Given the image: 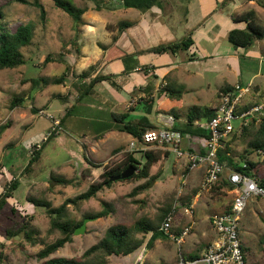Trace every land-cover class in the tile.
I'll use <instances>...</instances> for the list:
<instances>
[{
    "label": "rangeland",
    "instance_id": "obj_1",
    "mask_svg": "<svg viewBox=\"0 0 264 264\" xmlns=\"http://www.w3.org/2000/svg\"><path fill=\"white\" fill-rule=\"evenodd\" d=\"M33 1L0 0V12L2 13V16H0V28L6 27L8 30L14 31L18 25L26 22H30L33 25L31 42L20 48L26 60L25 63L13 68H0V121L9 122V127L6 128L0 137V163L4 167L0 168V187L3 188V185L11 178H18L19 184L13 191V201L23 206H18L19 209H17L16 217L14 218L21 222V215H32V223L40 230L41 236L53 239L57 233L45 234L49 227V217L45 208L43 206L34 208L32 204H27L26 196L28 192L30 191L35 197H41L43 194L40 191L45 190L48 186V181L52 174L73 178L78 176L80 178L77 164L81 162L83 166L87 167L91 165V161L106 158L109 148L114 146V143L109 140L107 143L97 144L98 146L94 153L90 152L89 149L82 151L77 142L82 136L79 124H82L84 119L96 117L93 114H84L78 109H74L70 113L67 118H70L71 122L69 124L65 123L58 134H53L49 139L42 140V136L51 123L48 115L54 117L63 116L65 108L69 104V102H63L57 97V92L63 91L61 90V85L52 84L50 80L59 76L65 70L66 64L73 69L71 64L80 57L81 46L85 42L91 41V44H97L108 60L116 57L119 52L126 51L130 38L120 36L118 43L111 42V38L117 34L119 21H137L141 11L135 8H124L117 2H110L107 6L96 9L95 4L91 1L73 0L77 6H87V10L82 14L84 24L77 26L67 12L55 6L53 0H38L43 6V14L33 4ZM241 3L243 4V2ZM203 4L208 5V0H203ZM213 4L209 6H213ZM228 4L224 3L223 0L216 2L219 8L221 6L227 7ZM195 5V0H160L159 5L155 6L163 11L171 8H182L183 10L188 6H194V12L198 13ZM232 8L233 6L229 4L228 9ZM245 8H247L245 5L240 7L242 10ZM259 17V22L264 24V10H262ZM242 23L239 22L237 25H242ZM150 42L153 44L160 43V41L153 38L150 39ZM227 44H229L228 40L223 42L222 45L221 41L219 42L222 47ZM214 48L212 45L202 44L195 47V49L193 48V50H182L180 53L187 55L194 52L199 55L198 53L201 50L212 53ZM48 55L49 60L43 64L44 58ZM170 55L171 53L165 52L161 57H163L162 59H169ZM236 57L239 62L238 65L241 67L248 63L249 60H255L244 53H236ZM202 63L204 64V62H193L188 67L192 70H197L199 67L205 68ZM206 63L207 66H210L208 60H206ZM232 63L235 64L237 62L232 61ZM249 64L253 67L255 66V69L262 64L264 71V62L261 63L260 60L257 61V64L254 61H249ZM37 77L45 78L49 83L45 84L38 80V83L34 84L30 78ZM206 77L207 79L203 82L197 76L192 78V81L187 84V86L190 85V88L186 87V90L183 84L176 87H183L179 88L183 89V96L180 100L182 103L178 106L183 108L176 110L181 116L185 115L191 106L210 107L213 104L216 86L212 80V74H206ZM206 82L209 83V88L203 87ZM159 84H164L163 80H160ZM14 96L22 98V101L20 105L11 107L10 101ZM83 99L84 102L92 103V96L84 95ZM30 105L32 106L30 107ZM40 111L42 112L40 113ZM171 111L173 110L166 112L171 113ZM137 112L138 110H134L135 114ZM98 118L107 120L105 117ZM109 120H111L110 117H108L107 121ZM112 121L118 123L115 120ZM28 139L32 144L36 143L33 141L34 139L38 140V146L43 143V147L29 166V170L25 171L24 167L34 156L31 151L32 145L28 142ZM137 156L139 155L137 154ZM162 159L160 163L154 164L150 170L151 174H157L158 177L150 187L143 191L135 194L130 193L142 180L133 182L118 181L113 182L110 187L99 190L96 196L80 201L78 206L69 204L66 208V213L68 216L76 218L85 213L100 211L104 206L113 210L99 218L88 217L91 219L86 221L84 232L79 234L72 233L71 241L66 242L50 256H78L89 245L97 241L109 225L115 222H131L139 215H145L152 222L160 224L161 221L157 220V216L168 204L172 210L177 203L185 200V196L182 197L180 193L182 187L181 174L184 171L180 169L177 173L174 170L173 162L176 159V155L171 152L167 159ZM256 159L261 160V164L258 166V177L259 175L264 177V153L263 156H259ZM99 173L100 170H96L95 174L85 178L82 177L77 185L64 186L55 182L51 183L49 184V189L45 191V197L50 200L52 206L56 207L66 198H72L84 191L91 181L99 178ZM214 193H218V191ZM104 203L106 204L104 205ZM9 204L0 213V242L4 243L3 252L8 255L6 264H37L39 260L34 254L41 247L40 245L32 246L22 236L6 239L2 234L11 223L9 209L12 203ZM175 214L176 211L174 216ZM179 215L181 213L176 217L173 216L169 229L172 235H176V231L181 230L183 225L189 224V222L184 223V220L191 221L195 218L181 217L182 215ZM250 215L256 217H245ZM207 222L211 224L209 219ZM203 224H205L203 217H198V222L194 229L190 228V235H187L186 239L188 240L189 236L198 239L199 235L197 233H199ZM239 224L240 237L249 264H264V199L257 201L253 198L249 199ZM138 235L140 236V234ZM149 236L150 233L145 236L143 246L134 253L127 256H110L107 264H136L137 262L139 264H173L178 259L180 252L187 257L188 254L183 253L182 246H179L180 244L177 243L176 239L170 235L154 240L148 247L145 243ZM199 245L202 247L204 242Z\"/></svg>",
    "mask_w": 264,
    "mask_h": 264
},
{
    "label": "crops",
    "instance_id": "obj_2",
    "mask_svg": "<svg viewBox=\"0 0 264 264\" xmlns=\"http://www.w3.org/2000/svg\"><path fill=\"white\" fill-rule=\"evenodd\" d=\"M208 2L209 4L205 5L203 4V0H195L198 13L194 12V6H188L183 10L182 8H171L167 11H163L161 8L158 9L156 8L157 6H152L145 11H141V15L137 21L130 20L132 24L122 32L121 37L130 38L129 45L127 46L128 48H126L124 52H132L135 49H145L159 44L150 42L152 38L160 41V43H164L178 40L190 33L194 43L189 50H193V48L195 49V47L202 44L212 45L215 47L212 53L201 50V52L198 53L199 55H196L194 52L193 54L184 55L179 51L171 54L169 59H162L163 57L161 56L163 53L151 54L146 52L138 54L135 57L137 66L134 65L135 67L129 73H123L124 64L122 60L118 58L122 52H119L116 57L108 60L97 44H91V41L82 44L80 57L71 64L73 65V69H75L74 71L80 73L90 65H94L92 75L99 71L105 74H113L114 76L112 78L118 83L117 86L111 84L108 80H102L96 83L93 87V92L87 94L92 96V103L84 102V96L76 100L77 92L71 84L70 77H67L63 83H60L61 90L63 91L57 92V97L63 102H69L63 116L56 117L59 119L63 118V122L61 123L62 126H64L65 123L69 124L71 122V119L67 117L70 116V113L73 112L74 109H78L80 112L87 115L93 114L96 117L84 119L82 124H79L82 136L80 139L76 140L79 143L80 149L82 151L89 149L90 152L94 153L98 146L97 144L107 143L109 140L114 143V146L109 148L106 158L91 162L104 164L112 157L118 158L121 156L122 149L134 139L130 133L118 130L117 126L119 123L112 121L114 120V113H127L128 118H138L147 115L152 122L160 125L158 120L160 112L169 110L176 111L183 108L178 107L182 103L180 100L183 94L179 97L180 99H175L176 97L170 96V90H165L159 94L157 93L159 89H161V84H159L160 80H163L164 83H168L170 88H176L178 85L182 86L183 84L186 90V87L190 88V85L187 86V84L192 81V78L197 76L199 80L203 82L207 79L206 74H212V80L216 86L213 104L210 106L213 109H215L218 103V90L225 86H232L235 83H251L253 85L251 101H264V71L262 69V64L257 69H255V66L253 67L249 64V61H254L256 64L258 60H260L261 63L264 62V39L256 40L253 45L248 48L235 49L229 42V44L224 47L219 45L220 41L221 45L223 42L227 41V33L230 29L234 27L242 28L245 26L244 22L242 25H237L239 22H234L231 15L241 13L248 9H254L260 21L259 15L262 10H264L263 7L258 5L255 0H232L228 2L230 6H233L232 9H228L229 4L227 7L221 6V8H219L216 5L218 0H208ZM241 2H243V4ZM212 4L213 6H209ZM242 5H245L247 8L244 10L240 9ZM236 53H244L247 56L253 57L255 60H249L248 63L241 67L238 65L239 62ZM206 60L210 62V66H207ZM232 61L237 62L235 63L237 65L235 66ZM193 62H204V64H202L205 68L199 67L197 70H192L188 65ZM142 65H152V69L148 71L139 70V67ZM203 87L209 88V83L206 82ZM31 106L32 105H30V107ZM68 108L70 111L67 112ZM134 110H138V112L135 114ZM184 116L185 115L180 116L179 121L184 120ZM98 117H105L107 120L108 117H110L111 120L105 121ZM177 122L178 120H176V123ZM239 128V123H235L234 130L238 131ZM30 139H32V137H30ZM42 140H45L43 136ZM33 141L36 143L39 142L35 139ZM28 142H30L29 139ZM204 144L205 140L203 137L187 135L183 137L181 146L183 149L192 152H203ZM31 145L33 144L31 143ZM37 145L39 144L37 143ZM230 145L232 146L234 157H239L238 154L243 151L242 145H237L234 142ZM42 147L43 143L40 145L39 150H41ZM118 147L122 149L114 154V151L118 149ZM169 152L171 154V151ZM250 157L257 158L255 154H252ZM162 160L163 159L159 160L157 163H160ZM186 161L185 158L176 157L173 162L175 167L174 170L177 173L180 169L184 171V173L181 174L182 187L180 193L182 197L185 196V200L177 203L174 217L180 213L182 216H179L181 217H195L191 221L184 220V223L189 222L190 228L193 229L198 222V217H203V220H205V224L202 225L199 233L195 232L199 235L198 239L189 236L187 240L186 236L190 235L188 232L179 242V246H182L181 248L184 254L198 253L199 256L204 248L208 244L214 242L218 236L212 224H209L207 220L209 219L210 221V217L213 215L226 212L230 208L234 190L231 185V187L225 186L221 188V192L218 193L203 191L200 188V184L204 177L206 167L202 165L188 170L186 168ZM77 165L79 166V173L81 172V168L87 167L92 168L91 174H95L96 170L102 171V166L95 168L90 165L85 167L81 162ZM229 173L230 171L228 169H224L223 174L225 177L228 176ZM1 191L2 188L0 187V192ZM253 199L257 201L264 199V197H253ZM9 202L12 203L11 200H9ZM185 207H190L192 213L189 214L185 212ZM245 217L256 216L250 215ZM183 228L184 225L181 230L176 231L177 236L180 235ZM197 242L199 243L197 244ZM201 242H204L202 247L199 245Z\"/></svg>",
    "mask_w": 264,
    "mask_h": 264
},
{
    "label": "trees",
    "instance_id": "obj_3",
    "mask_svg": "<svg viewBox=\"0 0 264 264\" xmlns=\"http://www.w3.org/2000/svg\"><path fill=\"white\" fill-rule=\"evenodd\" d=\"M95 4L96 9H100L107 4L117 2L124 8H135L140 11H145L152 6L159 5L160 0H88ZM232 0H223L224 3H228ZM55 6L63 9L67 12L74 20L77 26L84 24L82 14L87 10V6H77L73 0H53ZM255 2L264 8V0H255ZM33 4L37 6L41 13H44L42 4L38 0H34ZM112 5V4H111ZM110 5V6H111ZM0 16L2 13L0 12ZM234 22H244L245 26L234 27L227 33V40L231 45L237 48H248L253 45L256 40L264 39V24L260 23L254 9H248L238 14L231 15ZM132 24L127 20H121L117 24V34L113 35L112 42L115 43L119 40L122 32ZM33 36V25L30 22L20 24L14 31L8 30L6 27L0 28V68H13L25 63L24 55L21 51V46L27 45L31 42ZM194 41L191 34L185 35L184 37L169 42L159 43L145 49H135L132 52H122L119 55V59L124 64L123 73H129L136 65L137 62L135 57L142 53L151 54H162V53H177L182 50H187L193 45ZM49 60V55L43 60V64ZM152 69V65H142L139 70L148 71ZM94 65H90L87 69L76 73L68 64L65 66V70L57 77L50 80L53 84H60L70 77L71 84L77 92L76 100L81 99L84 95L91 94L93 87L96 83L102 80H108L111 84L117 86L118 83L112 78L113 74H105L101 71L95 72ZM34 84L41 80L43 83H49L45 78L37 77L30 78ZM163 88V89H162ZM180 88V87H179ZM170 88L168 83L161 85V89L157 92L158 94L170 90V96L176 98L181 97L183 89ZM231 86H225L218 90L217 95L221 90L229 89ZM22 98L14 96L10 101V106L14 107L20 105ZM152 105V103H151ZM150 105V107H151ZM70 111L68 108L67 112ZM172 114L178 120L175 123V128L178 129L183 137L189 136H200L206 138L209 136V130L206 128V123L215 115V109L209 106L199 107L197 105L191 106L185 113V118L179 121L180 113L177 111H171ZM113 118L119 123L118 130L130 133L138 142L141 141L142 133L149 129L158 127V125L152 122L147 115H143L138 118H128L127 113H114ZM63 122V118L60 119ZM9 127V122L0 121V137ZM46 140V139H45ZM237 141V142H236ZM236 142L237 145H242L243 151L239 153V157L235 158L233 155V149L230 144ZM239 142V143H238ZM40 146L34 143L31 146V151L34 156L28 161L24 170H29V166L33 160L39 155ZM122 148L118 147L114 151V154L119 152ZM264 153V121L259 125L251 122L245 126H242L237 130H233L231 134L223 138L217 148L218 161L224 165V169L232 171H241L250 176H254L258 179L259 183L264 186V177H258V166L261 164L260 159L250 157L255 154L257 157ZM137 154L139 156H137ZM170 154L169 151L147 150L144 152L140 151H124L118 158H112L106 163H93L92 167L102 166V171L99 173V178L89 183L88 187L77 194L74 197L66 198L61 204L54 207L52 206L49 199L45 197L46 190L49 189V184L57 183L60 185H77L80 179L91 175V167L83 168L80 172V178L77 176L64 177L61 175L52 174L48 181V186L45 190H41L42 196L35 197L30 191L26 196V203L32 204L35 207L43 206L49 217V227L46 230V235L51 233H57L53 239L41 236L40 230L32 223V215H21L22 221L18 222L14 217L19 207L17 202L13 201V191L19 184V180L16 177L11 178L7 181L0 192V213L6 205H10L9 200L12 201L10 207L11 223L5 228L2 233L6 239L12 237L22 236L24 240L34 246L36 244L41 247L35 252L34 256L39 260L37 264H107L110 256L113 255H130L134 253L138 248L143 246L145 236L150 233L145 245L150 246L154 240L158 238H165L168 235L160 230V224L166 214L171 210L168 204L162 212L157 216V220L160 222L154 223L145 215L136 216L131 222H115L109 225L104 234L94 243L89 245L80 255L78 256H50L66 242L71 241L72 233L76 227L81 225L84 218L94 217L99 218L107 215L113 209L103 207L100 211L94 213L82 214L79 218L68 216L66 208L69 204L78 206L80 201L87 200L93 196H96L97 192L105 187H110L113 182L128 181L133 182L142 180L136 185L131 194H135L139 191H143L151 186L153 181L158 177L157 174H151L150 169L152 165L157 163L159 160L166 158ZM245 163V166H243ZM134 166L135 172L129 177H120L115 179V176L121 174L128 166ZM0 168H3V164L0 163ZM223 169V172H224ZM24 171V172H25ZM220 173L219 180L212 186V192H221V188L225 186L231 187V183L228 176ZM77 178V179H76ZM31 190V187H30ZM106 203H104L105 205ZM229 210V209H228ZM9 214V213H8ZM140 234V236L138 235ZM4 243L0 242V264H6L8 262V255L3 252ZM198 253H190L187 258H195ZM136 264H139L138 262Z\"/></svg>",
    "mask_w": 264,
    "mask_h": 264
},
{
    "label": "built area",
    "instance_id": "obj_4",
    "mask_svg": "<svg viewBox=\"0 0 264 264\" xmlns=\"http://www.w3.org/2000/svg\"><path fill=\"white\" fill-rule=\"evenodd\" d=\"M252 94L253 85L251 83H235L231 88L219 92L215 115L205 124L210 134L204 138L203 152H192L182 148L183 135L174 127L177 119L170 112H160L158 115L160 125L145 130L139 144L134 138L122 149V152L162 149L171 151L178 158H185L188 170L204 165L206 170L200 188L203 191H210L224 169V165L217 158L219 142L231 134L235 123H239L242 127L251 122L259 125L264 121V101H251ZM48 118L51 123L43 139L58 134L62 129L59 118L51 115H48ZM228 179L234 190L230 208L226 212L210 217V222L218 234L217 239L208 244L195 258H187L180 252L173 264H248L247 254L240 237L239 221L249 199L264 197V186L256 177L241 171L230 172ZM184 211L192 213L190 207H185ZM174 213L175 206L162 220L160 230L179 243L182 237L189 232L190 224L184 226L180 235H172L169 229Z\"/></svg>",
    "mask_w": 264,
    "mask_h": 264
},
{
    "label": "water",
    "instance_id": "obj_5",
    "mask_svg": "<svg viewBox=\"0 0 264 264\" xmlns=\"http://www.w3.org/2000/svg\"><path fill=\"white\" fill-rule=\"evenodd\" d=\"M134 172H135L134 166L130 165L124 171H122L121 174L116 175L115 179H118L120 177H123V178L129 177ZM89 219H91V218H88V217L84 218V220L81 223V225H79L78 227L75 228V230L73 231V234H79V233L84 232L86 221L89 220Z\"/></svg>",
    "mask_w": 264,
    "mask_h": 264
}]
</instances>
